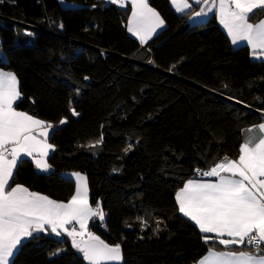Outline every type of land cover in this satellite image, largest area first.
<instances>
[{
    "label": "trees",
    "instance_id": "1",
    "mask_svg": "<svg viewBox=\"0 0 264 264\" xmlns=\"http://www.w3.org/2000/svg\"><path fill=\"white\" fill-rule=\"evenodd\" d=\"M149 3L166 26L145 47L127 32L129 4L0 3V69L18 77L17 110L56 125L50 171L25 159L10 183L68 201L76 185L65 173H82L91 205L99 201L106 214L90 230L121 243L123 264H195L218 242L203 243L175 193L200 177L195 169L235 158L243 129L263 121L264 61L252 60L246 45L233 47L215 15L190 25L195 8L178 15L169 0ZM262 16L256 10L250 21ZM137 217L148 223L143 231ZM15 264L87 263L70 239L42 233L23 243Z\"/></svg>",
    "mask_w": 264,
    "mask_h": 264
},
{
    "label": "snow or ice",
    "instance_id": "2",
    "mask_svg": "<svg viewBox=\"0 0 264 264\" xmlns=\"http://www.w3.org/2000/svg\"><path fill=\"white\" fill-rule=\"evenodd\" d=\"M108 2L121 7L130 3L127 30L141 45L147 44L165 25L149 0ZM170 2L177 12L191 8L189 0ZM194 2L203 5L196 16H207L215 10L233 45L246 42L253 57L264 58V20L256 24L249 22L251 14L264 10V0ZM21 99L17 75L0 69V264H15L23 243L29 238H39L42 233L70 239L71 247L82 254L87 264H121V243L109 244L90 230L89 222L98 219L103 223L106 214L99 201L91 205L86 176L79 172L71 174L76 186L67 202L31 191L25 185L10 183L19 164L27 157L32 159L36 169L49 172L51 165L47 157L55 147L48 138L56 125L17 110ZM71 111L72 115H79L74 108ZM65 123L66 119L59 121L61 125ZM246 133L235 158L225 155L219 162L214 160L208 170H194L197 176L214 177V181L187 180L175 193V202L179 213L198 228L204 244L218 242L226 249L246 245L251 246V250L217 252L210 249L196 264H264V122L250 127ZM101 142L102 138L96 141ZM137 219L141 231L148 227L144 218ZM159 224L157 222L153 229L154 234L161 230ZM64 251L66 249H56L50 255L58 256Z\"/></svg>",
    "mask_w": 264,
    "mask_h": 264
},
{
    "label": "crops",
    "instance_id": "3",
    "mask_svg": "<svg viewBox=\"0 0 264 264\" xmlns=\"http://www.w3.org/2000/svg\"><path fill=\"white\" fill-rule=\"evenodd\" d=\"M105 2H107V3H110V2H108V0H104ZM170 1V0H169ZM189 3L191 4V8L190 9H192V8H195V10L190 14V16H189V18H188V20H190V19H194V22L196 23V24H199V23H204V22H206V21H208V19H209V17L211 16V15H215V17H216V19H217V22H218V25L220 26V28L227 34V32H226V30L223 28V26L222 25H220V23H219V21H218V18H217V16H216V14H215V10L212 12V13H209L207 16H202V17H198V16H196L195 15V13L196 12H198L199 10H200V8L201 7H203V5L202 4H196L195 2H194V0H189ZM170 4H171V2H170ZM117 5V4H116ZM129 5H130V3H129ZM171 6H172V8L175 10V12L178 14V15H183L184 13H186V12H188L190 9H187V10H185V12H183V13H181V12H177L176 11V9H175V7L171 4ZM196 6H199V8H196ZM131 7V6H130ZM161 15V14H160ZM162 17V16H161ZM130 18H131V10H130V14H129V19H128V22H127V27H128V23H129V20H130ZM198 19H201V20H198ZM261 20H264V16H262V17H260L258 20H255V21H250L249 20V22L250 23H253V24H256V23H258L259 21H261ZM200 21H202V22H200ZM190 24V23H189ZM165 26H166V24L161 28V29H158L157 30V32L153 35V37H152V39L161 31V30H163L164 28H165ZM127 32H128V30H127ZM129 33V35L130 36H132L133 38H135L138 42H139V40H138V38L137 37H135V36H133L130 32H128ZM228 36V35H227ZM229 37V36H228ZM152 39H150L149 41H151ZM229 39H230V41H231V38L229 37ZM148 41V42H149ZM147 42V43H148ZM140 43V42H139ZM232 44V43H231ZM146 45V44H145ZM242 45H246V46H248L247 45V43L246 42H240L238 45H233L232 44V46L233 47H239V46H242ZM141 46H143V45H141ZM248 48H249V50H250V56H251V59L252 60H254V61H264V58H255V57H253L252 56V53H251V48H250V46H248ZM21 111V110H20ZM262 122H264V120L263 121H261V122H259V123H262ZM259 123H257V124H255V125H258ZM55 125V124H54ZM58 125H61V124H58ZM254 125H252V126H249V127H246V128H244L243 129V133H242V137L244 138L245 137V135L247 134L246 133V130L247 129H249L250 127H253ZM50 133H51V131H50ZM50 135V134H49ZM242 141H243V139H242ZM48 142H49V140H48ZM50 143V142H49ZM53 152V150H50V152H49V155L51 154ZM49 155H48V157H49ZM48 157H47V159H48ZM25 159H29V160H31L32 161V159L30 158V157H27V158H25ZM47 162H48V160H47ZM32 163H33V165H34V167H35V164H34V162L32 161ZM35 169H36V167H35ZM38 172H42V171H40V170H38V169H36ZM42 173H44V172H42ZM72 173H76V172H67V173H65V176H67V177H71V178H73L74 179V181H75V177H73V176H71V174ZM80 174H82V173H80ZM83 175V174H82ZM189 179H203V180H212V181H214L216 178H214V177H192V178H189ZM188 179V180H189ZM187 181V180H186ZM185 181V182H186ZM184 182V183H185ZM183 186V185H182ZM181 186V187H182ZM180 187V188H181ZM179 188V189H180ZM178 189V190H179ZM177 190V191H178ZM63 202H67V201H63ZM181 214V213H180ZM182 215V214H181ZM183 216V215H182ZM91 222V221H90ZM90 222H89V224H90ZM193 223V222H192ZM264 247V246H263ZM213 250V251H217V252H220V251H249V249H246L244 246H236V245H233V246H229V248H225L223 245H220L219 243H216V244H214L213 246H210L208 249H207V251L200 257V259H202L204 256H206L207 254H208V252H209V250ZM199 259V260H200ZM198 260V261H199ZM196 264V263H195Z\"/></svg>",
    "mask_w": 264,
    "mask_h": 264
},
{
    "label": "rangeland",
    "instance_id": "4",
    "mask_svg": "<svg viewBox=\"0 0 264 264\" xmlns=\"http://www.w3.org/2000/svg\"><path fill=\"white\" fill-rule=\"evenodd\" d=\"M198 20H201V19H198ZM188 22L190 23V25H195L196 23L194 22V19H190L188 20ZM202 22V21H200ZM5 58V55L2 51H0V59L3 60ZM84 175V174H83ZM85 176V175H84ZM95 220V219H94ZM92 223V221L90 222Z\"/></svg>",
    "mask_w": 264,
    "mask_h": 264
},
{
    "label": "water",
    "instance_id": "5",
    "mask_svg": "<svg viewBox=\"0 0 264 264\" xmlns=\"http://www.w3.org/2000/svg\"><path fill=\"white\" fill-rule=\"evenodd\" d=\"M142 47H145V45H143ZM203 89H206V88H204L203 87ZM207 90V89H206ZM210 91V90H209ZM210 92H212V91H210ZM216 94V93H215ZM232 101V100H231ZM233 102H235V103H237V104H239L238 102H236V101H233ZM241 105V104H240ZM96 234V233H95ZM98 235V234H97ZM100 236V235H99ZM101 237V236H100ZM102 238V237H101ZM103 239V238H102ZM107 242V241H106ZM122 253H123V250H122ZM87 263V262H86ZM124 263V257H123V260H122V262H121V264H123Z\"/></svg>",
    "mask_w": 264,
    "mask_h": 264
},
{
    "label": "built area",
    "instance_id": "6",
    "mask_svg": "<svg viewBox=\"0 0 264 264\" xmlns=\"http://www.w3.org/2000/svg\"><path fill=\"white\" fill-rule=\"evenodd\" d=\"M259 115L262 117V119L264 120V111H261L260 113H259ZM201 177V176H200ZM246 246V245H245ZM247 247H249V248H251V246H247Z\"/></svg>",
    "mask_w": 264,
    "mask_h": 264
}]
</instances>
